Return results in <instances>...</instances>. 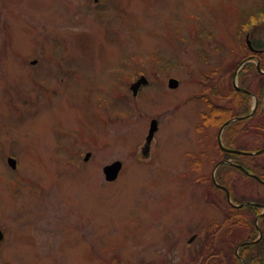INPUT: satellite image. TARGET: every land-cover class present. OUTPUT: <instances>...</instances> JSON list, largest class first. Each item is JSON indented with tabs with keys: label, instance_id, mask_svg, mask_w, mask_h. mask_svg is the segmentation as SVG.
Wrapping results in <instances>:
<instances>
[{
	"label": "rangeland",
	"instance_id": "rangeland-1",
	"mask_svg": "<svg viewBox=\"0 0 264 264\" xmlns=\"http://www.w3.org/2000/svg\"><path fill=\"white\" fill-rule=\"evenodd\" d=\"M258 7L264 0H0V264H202L220 257V243L204 249L217 239L212 223L222 231L239 219L233 233L248 235V204L226 220L211 181L218 127L202 113L247 108L232 74L248 31L264 41V26L241 27ZM140 74L148 84L133 96ZM260 116L233 134L237 149L264 147ZM232 157L254 174L264 164V152ZM115 160L122 169L107 181ZM228 173L233 202H264L263 179Z\"/></svg>",
	"mask_w": 264,
	"mask_h": 264
},
{
	"label": "trees",
	"instance_id": "trees-1",
	"mask_svg": "<svg viewBox=\"0 0 264 264\" xmlns=\"http://www.w3.org/2000/svg\"><path fill=\"white\" fill-rule=\"evenodd\" d=\"M248 17L249 19H247L245 23H243L244 20L241 22L242 23L241 27L242 25L243 27L246 26L247 23H250V22L255 23L257 25H261V21L264 20V7L254 8L252 13H250ZM209 105H210V112L205 115V118L203 120L207 122L209 126H217L218 128L229 118L235 115L244 113L248 110V108H246L243 110H238L236 112L234 111L235 112L234 114H230L231 109L229 108V106L221 107V106H218L216 104H211V103H209ZM243 122H244L243 119L235 120L226 126L223 132V140L226 145L232 142L233 143L231 145L234 144L235 140H234V137H232L233 134L240 133V132H243V133L248 132L249 126L248 127L242 126L241 123ZM228 131H233L231 134V139L229 138L227 139L226 133ZM216 146L218 148L219 153L221 154V159L225 158V156L227 157H230L233 155L239 156V154L224 153L218 147L217 143H216ZM240 149L247 150L245 148H240ZM219 161L220 160H218L217 162ZM223 168H227V169H226V172L222 174L221 170ZM217 172H218V176H217ZM228 172H231L232 174L233 172L234 173L237 172V173H242L244 175H247L234 165H229L225 163H222L221 165H219V167L216 170V174H215L216 181L221 185H226L229 189H231V186H230L231 180L229 181V184H228L227 183L229 180ZM256 174L261 179L264 180V164L260 165V170L256 172ZM228 206L231 210L229 211V214L227 215L226 220L234 216L237 210H241L243 208V207L231 206L230 204H228ZM262 206H264V202H262V204L261 203H258V204L249 203L248 206L245 208L248 211H250L252 218L248 217L246 221H242L243 223H247V224L250 223V228H251L250 233L244 237L237 236L233 233L234 230L232 229V227L239 224L238 223L240 222L239 219L233 220L230 223L229 227L223 230L221 229L222 231H220V227L224 225L223 221L212 223L213 225H216L217 228H219L218 229L219 231L217 232L218 233L217 239L214 238L216 234L210 235L211 237L210 241L209 243H207V241L205 242L204 249H206V251L212 250L214 249L215 244L220 243L222 248H220L219 246L218 253H213L212 255V256H216L215 254H218L220 255V257L218 258L212 257L210 258L209 261H207L208 257H206L203 259L202 264H206V263L207 264H264V213L259 217L257 221V225L255 223V217L260 215V212L262 211ZM222 238L224 239L222 240ZM239 244L241 246L237 250V246ZM197 257H199V255Z\"/></svg>",
	"mask_w": 264,
	"mask_h": 264
},
{
	"label": "flooded vegetation",
	"instance_id": "flooded-vegetation-1",
	"mask_svg": "<svg viewBox=\"0 0 264 264\" xmlns=\"http://www.w3.org/2000/svg\"><path fill=\"white\" fill-rule=\"evenodd\" d=\"M259 40V39H258ZM261 42V41H260ZM264 43V42H261ZM254 44L252 48H249L250 52H248L246 55H243L239 60L240 68L236 73L237 81L239 83V87L236 89V91H233L234 94H238V97L240 98L243 106V104H251L255 105V107L258 106H264V47H258V43H252ZM258 66L262 69H259ZM252 74V75H251ZM261 85L260 92L257 90L259 86ZM251 94H255L254 99L251 98ZM224 96L229 97L230 101L233 98V94L228 93ZM229 101V100H228ZM234 101V100H233ZM27 189V188H26ZM4 216H0V221L3 219ZM0 230L3 233V237L0 240V247L4 245V243L7 240L6 235V227L0 223ZM29 236L30 238H34L32 234H30L28 231H17L12 236L14 238V235L16 236ZM13 242V241H12ZM30 246V244H28ZM17 246V243L15 244ZM28 249L27 247H25ZM6 263V262H4Z\"/></svg>",
	"mask_w": 264,
	"mask_h": 264
},
{
	"label": "water",
	"instance_id": "water-1",
	"mask_svg": "<svg viewBox=\"0 0 264 264\" xmlns=\"http://www.w3.org/2000/svg\"><path fill=\"white\" fill-rule=\"evenodd\" d=\"M248 43L250 44V42L248 41ZM145 84V83H147V80L144 78V77H141L136 83H134L133 85H132V90H133V92H134V94H136V92H137V89H138V87L141 85V84ZM178 85V81L176 80V79H170V81H169V86L170 87H176ZM228 122H230V121H228ZM228 122H226L224 125H222V127L220 128V131H219V134H218V141H219V144H220V146L222 147V149H224V150H226V151H231V152H236V153H238V152H241V151H239V150H231V149H227V148H225V147H223L222 146V144H221V132H222V130H223V128L226 126V124L228 123ZM157 128H158V122H157V120L156 119H152L151 120V123H150V128H149V131H148V135H147V142L149 143L150 141H151V139L153 138V135H154V133H155V131L157 130ZM262 151H264V149H262V150H258V151H256L255 153H261ZM89 156H90V154L88 153L87 155H86V158L85 159H88L89 158ZM8 162H9V164L11 165V166H13V167H15V160L13 159V158H8ZM238 167L239 168H242L240 165H238ZM120 169H121V162L120 161H115V162H113V163H111V164H108V165H106V166H104L103 167V171H104V174H105V178L107 179V180H109V181H112V180H114V179H116V177H117V175H118V173H119V171H120ZM243 169V168H242ZM244 170V169H243ZM245 171V170H244ZM256 177V176H255ZM213 178H214V173H213ZM226 193H227V196L229 197V192L228 191H226ZM1 232H0V239H1Z\"/></svg>",
	"mask_w": 264,
	"mask_h": 264
}]
</instances>
